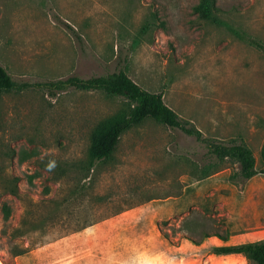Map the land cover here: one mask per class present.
Listing matches in <instances>:
<instances>
[{
  "label": "rangeland",
  "instance_id": "374dc122",
  "mask_svg": "<svg viewBox=\"0 0 264 264\" xmlns=\"http://www.w3.org/2000/svg\"><path fill=\"white\" fill-rule=\"evenodd\" d=\"M198 4L0 0V65L17 85L124 71L202 138L249 149L257 172L243 179L151 119L92 160L93 136L126 99L2 94L0 264H201L209 243L192 244L207 236L264 239V0H215L208 18Z\"/></svg>",
  "mask_w": 264,
  "mask_h": 264
},
{
  "label": "trees",
  "instance_id": "16d2710c",
  "mask_svg": "<svg viewBox=\"0 0 264 264\" xmlns=\"http://www.w3.org/2000/svg\"><path fill=\"white\" fill-rule=\"evenodd\" d=\"M214 7L215 0H199L196 10L202 17L208 18L212 15ZM32 86L42 87L51 95L57 91L74 88L86 92L98 91L107 96L122 97L128 101V112L104 122L93 136L90 148L92 160L109 159L125 132L140 125L145 120L151 119L168 128L180 130L185 135L192 136L197 141L206 144L209 156L219 160L230 159L238 163L240 167L239 174L243 179H250L257 173L255 159L249 149L240 144H215L202 138L200 131L185 125L179 120L176 113L164 104L161 94L142 89L124 71L88 79L69 77L66 80L38 83ZM32 86L29 84L17 85L5 68L0 65V95L11 91L25 90ZM262 154L264 157V145ZM11 189L10 193L15 195L14 186ZM3 215L4 218H7L8 212ZM210 252L215 255L240 254L248 264H264V239L234 246L214 247Z\"/></svg>",
  "mask_w": 264,
  "mask_h": 264
},
{
  "label": "crops",
  "instance_id": "0c3cea01",
  "mask_svg": "<svg viewBox=\"0 0 264 264\" xmlns=\"http://www.w3.org/2000/svg\"><path fill=\"white\" fill-rule=\"evenodd\" d=\"M243 236L244 235H241V234H232V235L223 237L222 239V237L211 235V236H207L202 241L201 239L198 240V242L201 243L200 245L199 244L194 245L192 243L191 244L197 249H200L201 247L206 245V243H209L208 247L212 249L214 247L234 246V245H239V244H243L247 242H255V241H243L242 240ZM182 243H185V245H188L187 239H184ZM174 248H176L177 250H180L182 248V244L181 246L174 247ZM188 249H191V248H188ZM201 264H248V263L246 259L240 254L215 255L209 251V255L205 256Z\"/></svg>",
  "mask_w": 264,
  "mask_h": 264
}]
</instances>
